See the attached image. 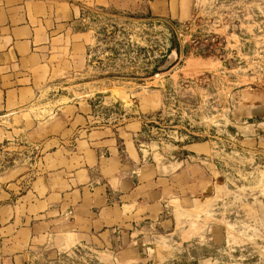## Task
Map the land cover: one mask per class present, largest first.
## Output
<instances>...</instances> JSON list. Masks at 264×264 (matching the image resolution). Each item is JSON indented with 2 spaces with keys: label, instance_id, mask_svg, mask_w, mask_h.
Here are the masks:
<instances>
[{
  "label": "rangeland",
  "instance_id": "rangeland-1",
  "mask_svg": "<svg viewBox=\"0 0 264 264\" xmlns=\"http://www.w3.org/2000/svg\"><path fill=\"white\" fill-rule=\"evenodd\" d=\"M82 20L86 54L53 57L49 80L5 81L0 108L24 113L0 115V136L22 129L0 169L41 171L65 126L62 153L119 134L120 156L145 161L133 192L111 199L116 243L35 264H264V0H195L180 19L90 8ZM154 183L159 207L147 202Z\"/></svg>",
  "mask_w": 264,
  "mask_h": 264
},
{
  "label": "crops",
  "instance_id": "crops-1",
  "mask_svg": "<svg viewBox=\"0 0 264 264\" xmlns=\"http://www.w3.org/2000/svg\"><path fill=\"white\" fill-rule=\"evenodd\" d=\"M194 3L195 0H0V98L7 89L5 81L15 87L28 79L49 80L53 67L59 65L52 58L62 57L64 52L67 61L72 54L67 56L68 48L78 47L81 55L87 53L91 40L88 41L87 29L82 26L87 9L105 8L180 19L191 14ZM28 88L24 85L10 91ZM23 110L0 108V115L10 114L14 122ZM121 128L132 136L133 129L128 124ZM2 129L0 126V132ZM67 129V126L63 128L53 155L44 156L43 169L38 166L41 171L29 169L26 178L24 173H16L15 168L0 169V264H35L36 259L49 260L85 242L116 243L113 227L117 208L110 203L111 199L133 192L135 168L145 160L140 155L130 158L127 151L121 157L119 134L118 139L105 135L90 141L97 147L91 148L93 152L89 154L80 152L78 146L72 152L62 153V148L72 142L63 137ZM20 130L14 128L0 136L3 159L0 167L10 158L9 152L18 147V138L13 133ZM6 138L11 143L4 145L2 141ZM121 144L129 150L132 147L128 139ZM148 169L143 167L141 173H147ZM24 179H28V185L21 187ZM146 189L155 190L147 202L161 206L164 188L154 183ZM132 197L130 194L129 198ZM140 202L145 200L139 197L136 205Z\"/></svg>",
  "mask_w": 264,
  "mask_h": 264
}]
</instances>
